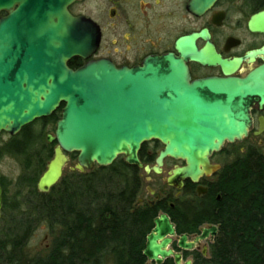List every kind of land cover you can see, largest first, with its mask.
<instances>
[{
  "label": "water",
  "instance_id": "obj_1",
  "mask_svg": "<svg viewBox=\"0 0 264 264\" xmlns=\"http://www.w3.org/2000/svg\"><path fill=\"white\" fill-rule=\"evenodd\" d=\"M77 1L81 0H0V10L8 12L0 18V133L14 136L64 103L53 134L46 135V141L56 145L37 180V190L48 193L59 182L70 153H77L74 168L80 172L95 164L109 166L119 155L145 173H160L166 158L183 161L167 178L169 185L180 180L181 186L185 178L196 182L216 170L209 155L225 141L246 134V108L241 122H236L233 102L236 97L245 101L252 91L240 89L236 80L229 79L222 90L223 102L202 104L190 99L181 103L178 96L187 92L178 82L186 66L171 53L146 57L135 68H116L109 60L98 59L70 69V59H89L101 39L100 27L91 18L70 12ZM215 1L190 0L188 8L199 15ZM14 4L17 7L12 9ZM175 46L185 57L204 60V50H197L189 36L178 39ZM209 111L218 115L210 117ZM149 141H158L163 148L153 165H143L138 152ZM2 193L0 186V218ZM201 232L194 242L179 236L178 246L192 249L208 233L215 235L217 228ZM167 233H174L173 225L160 215L146 236L144 257L155 264L170 257L174 264H192L168 249Z\"/></svg>",
  "mask_w": 264,
  "mask_h": 264
},
{
  "label": "trees",
  "instance_id": "obj_2",
  "mask_svg": "<svg viewBox=\"0 0 264 264\" xmlns=\"http://www.w3.org/2000/svg\"><path fill=\"white\" fill-rule=\"evenodd\" d=\"M59 110L29 124L2 146L4 154L19 157L32 176L19 181L26 189L9 202L2 187L0 264H148L143 255L146 234L152 227L147 208H132L141 184L140 170L122 158L86 173L69 172L48 193L36 183L52 145L46 126L55 123ZM144 144L140 161L152 164L155 152ZM21 190V189H20ZM224 206L210 210L208 221L219 230L210 246L212 264H264V158L254 154L234 158L226 169ZM39 222H46L53 236L47 253L24 259V247ZM154 264V263H151ZM162 264H172L170 260Z\"/></svg>",
  "mask_w": 264,
  "mask_h": 264
},
{
  "label": "flooded vegetation",
  "instance_id": "obj_3",
  "mask_svg": "<svg viewBox=\"0 0 264 264\" xmlns=\"http://www.w3.org/2000/svg\"><path fill=\"white\" fill-rule=\"evenodd\" d=\"M124 1H129V6H135L136 9L138 8V14L149 19V14L145 13L148 11L147 1ZM178 1H181L182 11L186 16L185 19H192L185 24L183 23L180 28L167 26L158 30L159 28L154 27V24L152 26L144 24L140 29L132 23L128 24V29L124 33L125 36L122 35L124 45L136 42L134 33L137 30H142L148 37H150L151 30L156 35L151 36L149 39L145 38L139 47L136 45L137 51L132 59H129L126 55L129 47L125 49L122 57H120L121 52L116 50L111 55H98L99 50L102 48L103 31L92 19L101 31V39L96 52L86 60L74 57L67 62V66L72 70H76L88 60L107 59L116 68H135L142 66V62L146 57H161L171 53L175 58L181 59L186 66V71L178 82V84L185 87L184 91L187 92V95L178 96L181 103L190 99L202 102V104L221 103L225 100V94L222 90L227 88L226 81L229 79L236 80L240 89L245 87L252 91V94L247 96L245 101L236 97L231 110L235 121L241 122L244 108H246L245 114L248 119L246 134H242L240 139L235 137L232 142L225 141L218 151H213L209 155L210 165L218 166V168L209 174L199 176L196 182L185 178L181 180V186L178 185L180 180L173 185L167 184V178L172 174L173 169L184 165L183 161H181V164L177 163L180 160L166 158L160 173L153 171L145 173L143 169L128 164L140 170L141 184L132 208H147L152 218V227L146 236L154 227V219L160 215H166L174 229L173 234H166V237L171 240L168 249L180 254L182 262L190 260L192 264H212L210 246L217 237L219 225L208 221L198 222L207 217L210 210L214 208L219 210L224 206L223 188L226 186V169L234 158L248 154L264 158V15H258L264 12V0H216L212 6L203 10L199 15H195L189 10L190 0H153L152 5L162 8V4L167 6V3L170 2L177 5ZM16 7L17 4H14L12 9ZM116 7L109 9L108 15L111 20H115L118 16V3ZM156 8H151L150 11H156ZM158 12L162 13L161 11ZM172 12H168L167 15L171 16ZM7 14L6 10H0V18L5 17ZM252 16H254V21H251ZM186 36L193 38L197 50H204L203 61L194 58L192 55L185 57L176 49V41ZM112 45H115L114 42H112ZM189 92H192V95H189ZM63 106L64 103H61L57 109L59 110L58 119L61 117ZM208 115L215 117L218 112L209 111ZM149 142L141 145L138 152L139 160L140 151L144 144L148 145L149 153H152V150L155 149V158L163 148V145L158 141ZM48 144H53V154L56 143ZM67 157L69 162L74 160L76 164L77 153L67 154ZM117 158H122L124 161L123 155H119ZM153 164L154 161L148 165ZM98 167L101 166L95 164L92 169H85L80 172L73 166L70 167V172L86 173ZM211 226L217 228L216 234L211 235L208 233L205 239L195 243L192 249H182L178 246L179 236L186 235L187 241L194 242V239L202 233V229H208ZM166 260H170L174 264L172 257L164 261ZM146 261L148 264L154 263L147 258Z\"/></svg>",
  "mask_w": 264,
  "mask_h": 264
},
{
  "label": "rangeland",
  "instance_id": "obj_4",
  "mask_svg": "<svg viewBox=\"0 0 264 264\" xmlns=\"http://www.w3.org/2000/svg\"><path fill=\"white\" fill-rule=\"evenodd\" d=\"M145 1L148 2V11L145 13L147 15L149 14V19H146V16L142 17L140 14H138V8L136 9L135 6H129V1L124 0H81L75 2L70 7V11L75 15H84L93 19L101 27L103 31V40L102 48L99 50L98 55H111L114 50H116L117 52H121L120 57H122L125 49L129 47V51L126 53V55L129 59H132L135 55V52L137 51L135 46L137 45L139 47L145 38L149 39L151 36L154 37L156 35L155 32L151 30L150 37H148L147 34L143 33L142 30H137L134 33L136 42H131L127 45H124L125 42L122 40V35L127 31L128 24L132 23L140 29L144 24L151 26L154 24V27H157L159 28L158 30H160L161 28L167 26H176L177 28H180L183 23L185 24L186 22L192 20L190 18L185 19L186 16L182 11L181 1H178L177 5L171 4L170 2L167 3V6L162 4V8L153 6V0ZM117 3L119 4L118 16L115 18V20H111L108 15L109 9L117 8ZM155 7L159 9L156 8V11L151 12L150 9ZM158 11H161L162 13ZM171 11H173L172 15L168 16L167 13ZM112 42H114L115 45H112ZM36 121L37 120L32 123H35ZM40 125L41 122L37 121L33 128L37 129ZM54 128L55 123H50L46 126L45 131L47 134H53ZM10 137L11 136L7 133H0V178L3 179L7 186V198L11 203L16 199L19 191L21 192L20 194H25L26 189L19 186V181L32 176V170L31 168L25 169L22 160L19 157L4 154L2 152V146L4 143L9 141ZM151 145L153 146L154 144L152 143ZM177 163L181 164L182 162L178 161ZM74 164V160L69 162L63 171L62 177H65L69 174L70 167H73ZM3 228L4 225L0 223V230ZM50 232L51 231L46 222H39L36 225L23 250L24 259L26 261L34 258L35 256H43L47 253L53 237ZM105 264L112 263L110 260H107Z\"/></svg>",
  "mask_w": 264,
  "mask_h": 264
}]
</instances>
